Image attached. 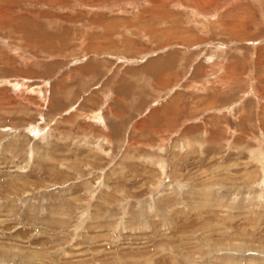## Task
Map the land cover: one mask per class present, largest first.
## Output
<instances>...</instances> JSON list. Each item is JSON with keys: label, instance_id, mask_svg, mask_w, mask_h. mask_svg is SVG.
I'll return each mask as SVG.
<instances>
[{"label": "rangeland", "instance_id": "rangeland-1", "mask_svg": "<svg viewBox=\"0 0 264 264\" xmlns=\"http://www.w3.org/2000/svg\"><path fill=\"white\" fill-rule=\"evenodd\" d=\"M0 264H264V0H0Z\"/></svg>", "mask_w": 264, "mask_h": 264}]
</instances>
